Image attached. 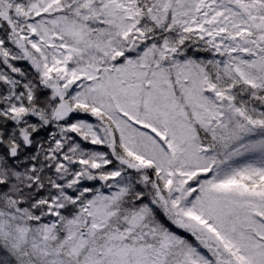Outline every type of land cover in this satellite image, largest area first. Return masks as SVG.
I'll use <instances>...</instances> for the list:
<instances>
[{
	"label": "snow or ice",
	"instance_id": "obj_1",
	"mask_svg": "<svg viewBox=\"0 0 264 264\" xmlns=\"http://www.w3.org/2000/svg\"><path fill=\"white\" fill-rule=\"evenodd\" d=\"M0 264H264V0H0Z\"/></svg>",
	"mask_w": 264,
	"mask_h": 264
}]
</instances>
